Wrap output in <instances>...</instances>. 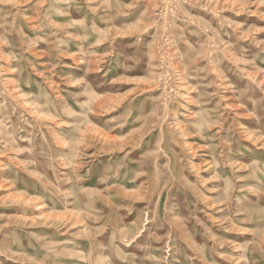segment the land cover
Masks as SVG:
<instances>
[{
	"label": "rangeland",
	"instance_id": "obj_1",
	"mask_svg": "<svg viewBox=\"0 0 264 264\" xmlns=\"http://www.w3.org/2000/svg\"><path fill=\"white\" fill-rule=\"evenodd\" d=\"M0 264H264V0H0Z\"/></svg>",
	"mask_w": 264,
	"mask_h": 264
}]
</instances>
